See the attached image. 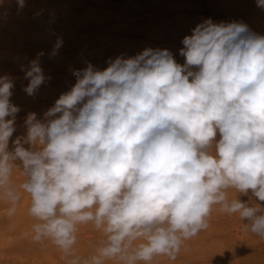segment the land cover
Returning <instances> with one entry per match:
<instances>
[{"label":"clouds","instance_id":"obj_1","mask_svg":"<svg viewBox=\"0 0 264 264\" xmlns=\"http://www.w3.org/2000/svg\"><path fill=\"white\" fill-rule=\"evenodd\" d=\"M182 44V65L148 47L103 70H73L75 84L43 120L27 115L12 151L20 108L10 102L14 82L0 76V201L12 216L27 194L33 239L50 240L68 264L175 260L217 205L264 239V208L228 195L264 201V36L242 21L207 19ZM61 45L58 38L51 55ZM43 55L21 65L29 96L50 79ZM89 224L104 238L82 259L74 246Z\"/></svg>","mask_w":264,"mask_h":264},{"label":"rangeland","instance_id":"obj_2","mask_svg":"<svg viewBox=\"0 0 264 264\" xmlns=\"http://www.w3.org/2000/svg\"><path fill=\"white\" fill-rule=\"evenodd\" d=\"M2 1V2H1ZM7 1V2H6ZM26 1H28V2H26ZM25 1V6L23 7V8H21V7H19L18 5H16V4H18L17 3V0H0V7L2 8L1 10H0V15L2 16H0V21H1V23H3V25L0 23V69H2V70H0V76H5V75H7L10 79H16V80H13V82H14V87L11 89L12 90V94H13V97L11 96L10 97V102L12 103V104H15L16 106H18L19 107V105H21L20 107H22V109H21V112L19 111L17 114H16V118H17V116H18V118H17V120L15 121V127L16 126H18L19 125V127H16V131H18L17 133H16V131L13 133V135H12V137L9 139V148H8V150L9 151H12L13 149V144H12V141L13 140H15L16 139V136L18 135V134H20V135H18V136H23V135H26V133H24L26 130V127L24 128V127H22V126H25L24 125V120L26 119V117H27V115L29 114V112L31 113V112H35L36 114H37V117H38V119H41V120H43L44 119V114L43 113H45L49 108H51L53 105H54V101H56L58 98H59V96L63 93V92H66V91H68L72 86H73V84L76 82L75 80H76V78H75V76L72 74L73 72H70V70L71 71H73V70H79V69H83V68H85L89 63H91L92 65H94L96 68H98V69H100V70H103V67L105 66V68L108 66V63L106 62V60L107 61H109V59L111 58V60H113L112 59V57L114 58V60H115V58H117V56L119 57V56H123L124 58H128V57H133V56H135L136 54H138V53H140L141 51H139V50H144V48H148V46H150L151 48H160V49H168L172 54H173V57H174V59L176 60L177 58V63H179V64H181L182 65V63L183 62H185V58L183 57V56H181L180 55V53H179V50L183 47V44H182V39L184 38V36H186V35H191V30L193 29V28H195L196 26L195 25H192V24H198L199 22L200 23H202L205 19L207 20V19H211L214 23H217V21L218 20H220V21H223V22H227V20H228V22H232V21H242V22H244V23H246L248 26H249V28H250V30H254L253 31V33H255V34H257V33H260V34H258V35H262V36H264V34H262V33H264V15L263 16H261V14H263L264 13V9H262V8H260V7H258L257 6V3H256V0H248V2H247V0H243V2H242V0H239L240 2L239 3H237L238 2V0H226V2L227 3H223L222 1H220V0H185V1H183V0H173V1H169V0H100L99 1V3L102 1V3H98L97 4V2H98V0H78L79 2H77L76 0H26ZM82 1H84V2H86V3H84V2H82ZM119 1V2H118ZM121 1V2H120ZM126 1H127V3L129 4L128 5V7H127V4H126ZM136 1V2H135ZM177 1H179V3L177 2ZM191 1V2H190ZM200 1V2H199ZM208 1H210V2H208ZM223 1H225V0H223ZM230 1V2H229ZM244 1H245V3H244ZM251 1V2H250ZM3 2H4V4H3ZM6 2V3H5ZM31 2V3H30ZM106 2H108L107 4H106ZM117 4V6H116V4ZM118 2V3H117ZM141 2V3H140ZM143 2V3H142ZM165 2V3H164ZM180 2H182V3H180ZM186 2H188V3H186ZM193 2V3H192ZM60 3V4H59ZM62 3H64V4H62ZM80 3V4H79ZM105 3V4H104ZM132 3H134V4H132ZM185 3V4H184ZM191 3L193 4V5H191ZM195 3V4H194ZM244 3V4H243ZM5 4H7V6L5 5ZM29 4H31V5H29ZM41 4V5H40ZM46 4H48V5H46ZM52 5V6H50V5ZM95 4H96V6H95ZM104 4V5H103ZM114 4V5H113ZM122 6H121V5ZM126 4V5H125ZM140 4H142L143 5V8L142 9H144V11L143 10H141L140 9ZM164 4V5H163ZM220 4H222V5H220ZM231 4V5H230ZM242 4V5H241ZM4 5V6H3ZM11 5H12V7H11ZM35 5H36V7H35ZM43 5H45L46 7H44V8H47L46 9V11L43 9ZM99 5H101V6H99ZM111 5V6H110ZM123 5H124V7L125 8H122L123 7ZM141 5V6H142ZM230 5V6H229ZM255 5V6H254ZM3 6V7H2ZM15 6H17V7H15ZM27 6V7H26ZM78 8H77V7ZM79 6H81V7H79ZM99 6V7H98ZM134 6V7H133ZM166 7V9H165V7ZM249 6H251V7H249ZM252 6H254V7H252ZM260 9H258L257 7ZM16 8V9H14V8ZM27 9H26V8ZM39 7H41V8H39ZM75 9H74V8ZM83 7V8H82ZM86 7H87V9H86ZM106 7V8H105ZM121 7V8H120ZM169 7V8H168ZM10 8H13V9H11L10 10ZM35 8V9H34ZM52 10H51V9ZM62 8H64V10H67V11H63V9ZM71 8V9H70ZM115 8H117V9H115V11H114V9ZM159 8V9H158ZM168 8V9H167ZM242 8V9H241ZM5 10V11H2V10ZM20 9H23V10H20ZM36 9H38V10H40V11H38V10H36ZM42 9V10H41ZM81 9V10H80ZM83 9V10H82ZM85 9V10H84ZM100 9H101V11H100ZM149 9H151V10H149ZM164 9H165V11H164ZM247 9H249V11H247ZM250 9H251V11H250ZM14 10L16 11V13L14 12ZM25 10V11H24ZM80 10V11H79ZM110 10H111V12H110ZM197 10H199L198 12H197ZM256 10H258V13H257V11ZM20 11V12H19ZM34 11V12H33ZM46 13H45V12ZM62 11H63V15L61 14L62 13ZM71 11L73 12V14L71 13ZM93 11V12H92ZM107 11H109L110 12V14H109V12H107ZM126 11V12H125ZM128 11V12H127ZM141 11H143V12H141ZM147 11V12H146ZM170 11V12H169ZM184 11V12H183ZM240 12V14L238 13V12ZM246 11V12H245ZM262 11V12H261ZM4 12L6 13L5 15H4ZM7 12L8 13H10V14H7ZM48 12H51V13H48ZM54 12V13H53ZM85 12V13H84ZM86 12H87V15H85L86 14ZM102 14H101V13ZM103 12H105L104 14H103ZM118 14H117V13ZM124 13V17H123V15L121 14V13ZM140 12V13H139ZM157 12V13H156ZM167 12H169V14L167 13ZM174 12H176V13H174ZM210 12V13H209ZM237 12V13H236ZM244 12V13H243ZM248 12V13H247ZM21 13V14H20ZM26 13H27V15H26ZM32 13L34 14L33 16L35 17H33V16H31L32 15ZM35 13H36V15H35ZM72 15H71V14ZM127 13V14H126ZM135 13V15H133ZM138 13V14H137ZM152 15H151V14ZM165 13V14H164ZM205 13V14H204ZM211 13H212V15H211ZM233 13V14H232ZM16 14V15H15ZM22 14H24V15H22ZM51 14L52 15H54V17H52L51 16ZM68 14V15H67ZM77 14V15H76ZM80 16H79V15ZM96 14H98V15H96ZM117 14V15H116ZM164 14V15H163ZM216 14V15H215ZM219 14H221V15H219ZM226 14V15H225ZM251 14V15H250ZM256 14V15H255ZM19 15H20V17H19ZM22 15V16H21ZM28 15H29V17H28ZM41 15H43L42 17H41V19L42 20H40V21H38L39 20V18H40V16ZM66 16V18H67V20H66V18H64L63 16ZM70 15V16H69ZM97 16V18H95V16ZM99 15H101V17L99 16ZM108 15V16H107ZM126 15V16H125ZM129 15H131V16H129ZM143 15V16H142ZM177 15H183L184 16V18H188L189 17V19L187 20V19H184V18H182V17H179V16H177ZM199 16V18L198 17H196V16ZM201 15H202V18H201ZM203 15H206L205 17L203 16ZM220 17H219V16ZM228 15V16H227ZM248 15V16H247ZM16 16V17H15ZM38 18H37V17ZM44 16H45V18H44ZM49 16V17H48ZM88 16H90L89 18H91V19H88V18H86V17H88ZM114 16V17H113ZM122 16V17H121ZM137 16H139L138 18H137ZM150 16H152L151 18H150ZM154 16V17H153ZM160 16H162V17H160ZM175 16V17H174ZM209 16V17H208ZM254 16H255V18H257L258 19V17L260 18L259 20H258V22H256V20L254 19ZM11 18L12 17V19H4V18ZM52 17V18H51ZM74 17V18H73ZM113 17V18H112ZM127 17V18H126ZM148 17V18H147ZM222 17H224V18H222ZM245 17V18H244ZM29 18V19H28ZM33 18V19H32ZM51 18V19H50ZM55 18V19H54ZM66 20L65 21V23H64V20ZM71 18H73V19H71ZM83 18V19H82ZM124 18H126L125 20H124ZM205 18V19H204ZM233 18H235V19H233ZM15 19V20H14ZM22 19L24 20V21H22ZM32 19V21H29V20H31ZM38 19V20H37ZM52 19L53 20H56V21H54V22H52ZM94 19H96V20H94ZM191 19L193 20L192 22H190L191 21ZM233 19V20H232ZM237 19H239V20H237ZM242 19V20H241ZM35 20V21H34ZM51 20V21H50ZM94 20V21H93ZM120 20V21H119ZM164 20L167 22V24L166 23H164ZM185 20H187V21H189V23L191 24V25H187L188 24V22L187 21H185ZM243 20H245V21H243ZM262 20V22H260ZM18 21V22H17ZM42 21H43V23H42ZM49 21V22H48ZM111 21H114V22H110V24H109V22ZM186 23H185V22ZM198 23H197V22ZM219 21V22H220ZM258 24H256L255 25V22ZM30 22V23H29ZM36 22V23H35ZM49 24H48V23ZM116 22V23H115ZM124 22V23H123ZM135 22V23H134ZM136 22H141V23H136ZM150 22V23H149ZM156 22V23H155ZM162 22H163V24H162ZM28 23V24H27ZM40 23V24H39ZM46 23V24H45ZM52 23V24H51ZM54 23V24H53ZM64 23V24H63ZM75 23H77V24H82V25H77V26H79V27H76L75 26ZM85 23H86V28H84V29H81V28H83L84 27V25H85ZM100 23H102V24H100ZM127 23H128V25H129V23H130V25L128 26L127 25ZM131 23H132V25H131ZM151 23H153V25H156V26H158V27H152L153 25L151 24ZM159 23V25H160V27H159V25H157ZM161 23V24H160ZM260 23V24H259ZM13 24V26L11 27V25ZM24 24H25V26H24ZM36 24H39V25H36ZM42 24H44L43 25V27H42ZM74 24V25H73ZM92 24V25H91ZM120 24V26H118ZM121 24L124 26H121ZM143 24H147L145 27H144V25ZM149 24V25H148ZM186 24V25H185ZM261 24H262V26H261ZM15 25V26H14ZM27 25V26H26ZM58 25V27L56 28V26ZM64 25V26H63ZM73 25V26H72ZM98 25H99V28L100 27H102V28H98ZM110 25V26H109ZM114 25H116V27H119V28H114L115 26ZM133 25H138L136 28H138V29H135V26H133ZM150 25H152V26H150ZM8 26V27H7ZM43 28H41V27ZM52 26V27H51ZM67 26H68V28H67ZM80 26H82V27H80ZM112 26H113V30H112ZM128 26V27H127ZM133 27V29H132V27ZM13 27H15V29L13 28ZM17 27V28H16ZM35 27H36V29H35ZM94 27H97V28H94ZM150 27V28H149ZM176 27V28H175ZM2 28V29H1ZM4 28H6V29H4ZM30 28H32V29H30ZM60 30H59V29ZM72 28V29H71ZM77 28H79V29H81V30H79V29H77ZM94 28V29H93ZM110 28H111V30H110ZM121 28V29H120ZM18 29V30H17ZM22 29H24L23 31H22ZM47 29V30H46ZM118 29V31H115V30H117ZM123 29V30H122ZM126 31H125V30ZM31 30V31H30ZM64 30V31H63ZM76 31V30H78V31H82V30H85V32L84 31H82V32H84V33H78V31H76V33L74 32V31ZM89 30V31H88ZM119 30H121V31H123V33L121 32V31H119ZM17 31V32H16ZM24 31H26V32H24ZM32 31H34V32H32ZM43 31H45V32H43ZM60 31H63V33H61ZM68 33H67V32ZM70 31V32H69ZM101 31V32H100ZM106 31V32H105ZM113 31L114 32H118V33H114L113 34ZM179 31H180V33H179ZM28 32V33H27ZM108 32H110V33H108ZM119 32H121V33H119ZM131 33L130 35L129 34H127V33ZM178 32V33H177ZM19 36V34L18 33H20L21 34V36L20 37H22L23 35V38H19V37H17V35ZM23 33V34H22ZM42 33V35H40ZM70 33V34H69ZM88 33V34H87ZM108 33V34H107ZM134 33H136V34H138V35H136V34H134ZM9 34H14V36L12 35L11 37H10V35ZM25 34H27V36L25 35ZM38 34V35H37ZM50 34V35H49ZM73 34H77L78 36H80V35H82V36H84V37H82V36H80L81 38L79 39L78 37H75ZM84 34V35H83ZM89 34H91V35H89ZM107 34V35H106ZM121 34V35H120ZM125 34V35H124ZM139 34H141V35H139ZM31 35H33V36H31ZM43 35H45V36H43ZM74 36L75 37V40H74V37L72 38V37H70V36ZM95 35V36H94ZM119 35V36H118ZM148 35V37L146 38V36ZM31 36V37H30ZM53 36V37H52ZM87 36V37H86ZM94 36V37H93ZM101 36H102V40L100 39L101 38ZM107 36V37H106ZM144 36V37H143ZM150 36V37H149ZM33 37V38H32ZM47 37H49V38H47ZM93 37V38H92ZM116 38L117 37V39H114V38ZM129 37V38H128ZM180 37H182V38H180ZM7 38H9V39H7ZM26 40H25V39ZM31 38V39H30ZM44 38V39H43ZM47 38V39H46ZM58 38H60V39H62V42L64 43V44H62L61 46H60V48L58 49V51H57V54L56 55H51V53H52V51H53V47H54V45H55V41H57V39ZM78 38V39H77ZM91 38V39H90ZM103 38H104V40H103ZM109 38V39H108ZM151 38V39H150ZM15 39H17L16 41H15ZM20 39V40H19ZM42 39H43V41H45L44 42V46H42V43H43V41H42ZM106 39V40H105ZM108 39V40H107ZM142 41H141V40ZM144 39V40H143ZM153 39H155V40H153ZM176 39V40H175ZM180 41H179V40ZM13 40V42H11ZM67 40H70L71 42H69V41H67ZM72 40H74V41H72ZM113 40V41H112ZM137 40V41H136ZM146 40V41H145ZM173 40V41H172ZM10 41V42H9ZM21 42V43H18V42ZM28 41V42H27ZM31 43H30V42ZM39 43H38V42ZM91 41H93V42H91ZM100 43H99V42ZM106 41V42H105ZM107 41H110V42H107ZM130 41V42H129ZM157 41V42H156ZM159 41V42H158ZM164 41V42H163ZM167 41H169V42H167ZM6 42V43H5ZM32 42H36V43H32ZM50 42V43H49ZM52 42V43H51ZM65 42H69L68 44L67 43H65ZM75 42V43H74ZM79 42V43H78ZM95 42V43H94ZM102 42H105V43H102ZM113 42H115V43H113ZM117 42V43H116ZM121 42V43H120ZM132 42V43H131ZM135 42H139L138 43V45H140L139 46V48H137L136 47V49L135 48H133V46H137V45H135V44H133V43H135ZM142 42V43H141ZM156 42V43H155ZM173 42H176V43H173ZM4 43V44H3ZM11 43H12V45H11ZM13 43H14V46H13ZM74 43V44H73ZM111 43V44H110ZM128 43V44H127ZM159 45H158V44ZM168 43V44H167ZM6 44L7 45H9V46H6ZM18 44H20V45H18ZM32 44H33V46H32ZM41 44V45H40ZM53 44V45H52ZM114 44H116V46L114 45ZM119 44V46L117 47V45ZM125 44H127L126 45V47H128V45H132L133 44V46L128 50V49H126L125 48ZM163 44V45H162ZM175 44V45H174ZM177 44V45H176ZM2 45V46H1ZM24 47H23V46ZM4 46V47H3ZM22 46V47H21ZM27 46V47H26ZM64 46H66L65 47V49H63V47ZM93 46H95V48H93ZM162 46V47H161ZM3 47V48H2ZM11 47V48H10ZM14 47V48H13ZM92 47V48H91ZM97 47V48H96ZM180 47V48H179ZM41 48H44V49H42L41 50ZM78 48V49H77ZM89 48V49H88ZM119 48V49H118ZM46 49V50H45ZM74 49H76V50H74ZM86 49H88V50H86ZM91 49L93 50V52L91 51ZM112 49H113V51H112ZM117 51H115V50ZM126 49V50H125ZM9 51V52H6V51ZM44 50V51H43ZM68 50V51H67ZM85 50V52H83ZM96 50V51H95ZM119 50H121V51H119ZM41 51H43L44 53H47L46 55L47 56H42V57H40V65L45 61L46 62V64H43L42 66H41V68H42V71H43V73L44 74H46L45 76L46 77H50V79H46L47 80V83H46V81H45V83L44 84H42L40 87L41 88H39V90L35 93V95H33V96H30L31 98L33 97L34 98V100H35V102H33L34 100H32L30 97H28L29 95L26 93V92H24V90H23V88H25L26 86H27V84H28V82L29 81H26L27 79H24V72L23 71H20V74H19V72L18 73H15V71H19V68H20V70H21V63H22V65H24V66H28L27 64L29 63V61H31V60H33V59H35L36 58V56H37V53H39V52H41ZM65 51H66V53H65ZM71 51V52H70ZM72 51H75L76 52V55H75V52L74 53H72ZM77 51H79L78 53H77ZM82 51V52H81ZM91 53H90V52ZM137 51H139V52H137ZM81 52V53H80ZM103 52V53H102ZM114 52H116L117 54V56L115 57V55L113 54ZM131 52V53H130ZM15 53V54H14ZM19 53V54H18ZM50 54V55H49ZM68 54V55H67ZM71 54V55H70ZM86 54H89V55H87V57H86ZM6 55H8V56H6ZM14 56V59H13V57L12 56ZM64 55H67V56H69V57H67V56H64ZM75 55V57H71V56H74ZM84 55H85V57H84ZM91 55H93L92 57H91ZM6 57V59H5V57ZM89 56V57H88ZM98 56V57H97ZM99 56L101 57L100 59H102V62H101V60H99L98 58H99ZM46 57V59H44ZM65 57V58H64ZM70 57H71V59H70ZM85 59H84V58ZM91 57V58H90ZM95 57V58H94ZM8 58V59H7ZM9 58H11V59H9ZM50 58V60H47V59H49ZM67 58V59H66ZM95 59V60H93L94 62H92V60L91 59ZM105 58H109V59H105ZM19 59H21V60H19ZM55 59H56V61H57V63L55 62ZM76 61V60H78L77 62H75V63H73L74 61ZM86 59L88 60V61H86ZM103 59H105V60H103ZM15 60H17V62L18 61H20V66L18 67V66H16L17 65V63H16V61ZM26 60V61H25ZM14 61H15V63H14ZM22 61V62H21ZM24 61H25V63H24ZM63 61V62H62ZM67 63H66V62ZM81 61H82V63H81ZM86 61V62H85ZM50 62L51 63H53V64H55L54 65V67H51V64H50ZM65 62V64H63ZM96 62H100L101 64H104V65H101L100 63L98 64V63H96ZM182 62V63H181ZM24 63V64H23ZM78 63H80L79 65H80V67L78 66V65H76V64H78ZM85 63H87V64H85ZM59 64V65H58ZM71 64H72V66H71ZM46 65V66H45ZM48 65H50V66H48ZM58 65V67H56V70L54 69L55 68V66H57ZM69 65V66H68ZM60 66V67H59ZM62 66H65L64 68H62L63 69V73H62V69H59V68H61ZM68 66V67H67ZM85 66V67H84ZM102 67V69L101 68H99V67ZM14 67V68H13ZM67 67V68H66ZM71 67H73V68H71ZM58 68V69H57ZM12 69H13V71H12ZM48 69V70H47ZM49 69H51V70H49ZM55 70V72H54V70ZM66 69H67V71H66ZM53 70V71H52ZM59 70H61V71H59ZM3 72V74H1L2 72ZM47 71L49 72V71H51V73L53 72V74H51L50 72L49 73H47ZM59 71V72H58ZM68 73H66V72ZM57 72V73H56ZM71 73V75H70V73ZM10 73V74H9ZM55 74H57L58 75V78L60 77V78H63V79H58L57 77H55V76H57V75H55ZM62 75H66V78L65 77H61ZM68 75H69V78H67L68 77ZM12 76L13 77H15V78H12ZM72 76V77H71ZM18 77H20V78H18ZM53 77V78H52ZM56 79H58V81L55 80ZM17 80H19L20 82H18ZM50 80H54V81H50ZM70 80H72L71 82H67V81H70ZM49 81V82H48ZM73 81H75L74 83H73ZM60 83V85H59V83ZM67 82V83H66ZM49 83V86L51 87V89H53V90H49L50 89V87H48L49 89H45V88H47V87H45L47 84ZM56 83H58V84H56ZM61 83H62V85H63V87L61 86ZM70 84V86H69V84ZM71 83H73L72 85H71ZM68 84V85H67ZM20 85H21V88H20ZM68 87H67V86ZM15 86H17V87H15ZM56 87V88H55ZM59 87V88H58ZM14 88H17L16 89V92H15V89ZM20 88V89H19ZM42 88H44V89H42ZM65 88V89H64ZM19 89V91H17ZM60 89V92L58 91ZM43 91V92H42ZM48 91V92H47ZM19 92V93H18ZM44 94V95H42V93ZM18 94H21V96H18ZM25 95V96H27V97H25V96H23V95ZM49 94H50V96H49ZM52 95H54L53 97H52ZM59 95V96H58ZM43 96H46V97H43ZM55 96H56V98H57V96H58V98L55 100ZM15 97H16V99H15ZM24 97V98H23ZM23 98V99H22ZM37 100H36V99ZM52 98H53V101H52ZM47 99H49L50 101L49 102H46V101H48ZM14 100V101H13ZM31 100V101H30ZM40 100V101H39ZM20 101V102H19ZM39 101V102H38ZM41 101H43V102H41ZM51 101H52V104L53 105H51L50 103H51ZM17 102H18V105H17ZM28 102V103H27ZM32 102V104L31 105H33V106H31L30 105V103ZM46 102V103H45ZM19 103H21V104H19ZM23 103V104H22ZM25 103H27V105H24ZM34 103H35V105H38V107L37 106H34ZM49 103V104H48ZM42 107H40V106ZM51 105V106H50ZM45 106V107H44ZM30 107V108H29ZM37 107V108H36ZM40 107V108H39ZM48 107V108H47ZM26 108H29L28 110L26 109ZM26 109V110H25ZM22 110H24L23 112H22ZM35 110V111H34ZM29 111V112H28ZM41 115V116H40ZM21 116V117H20ZM23 117V118H22ZM25 117V118H24ZM6 119H10V117H6ZM23 120V122H22V120ZM21 121V122H20ZM20 122V123H19ZM21 124V125H20ZM20 127H22V128H24V129H22V128H20ZM22 130V131H21ZM20 132V133H19ZM21 133H24V134H21ZM14 135H16V136H14ZM217 138H219V134H217ZM12 140V141H11ZM25 146V148H28L29 146H27V145H24ZM27 146V147H26ZM11 148V149H10ZM21 170L18 168V167H14V169H13V174L15 173V172H17V173H15L14 175H13V180H14V182L18 185L20 182H22L23 181V174H21L22 172H20ZM19 172V173H18ZM228 195H229V199H233V198H236L237 196H238V198L242 201V202H244V203H247V204H249V206H251L252 204H258L261 208H264V201H259L256 197H254L253 195H252V193L251 192H249L247 195H243V194H238L235 190H229V193H228ZM23 198H24V195L22 196V198H21V201L23 200ZM28 200H29V198H28ZM4 208H2V209H0V212H2V210H3ZM217 210H219V211H217ZM224 214H228V215H226V216H224ZM3 215V216H2ZM5 214H0V224H2V225H5V222H6V216H4ZM232 214H229V213H226V212H222V211H220V208H219V206L217 205V206H214L213 207V209H212V212H211V214H210V216H209V218H208V228L207 229H205V230H202V231H200L196 236H194V237H192V238H190V239H187V240H185L184 242H183V244H182V246H181V249H180V253L179 254H181V256L180 257H178V255H177V257H176V259L175 260H171V259H169L168 257H166V256H163V258H162V256H160V257H155L154 259H153V262H151V264H264V239H262L261 237H259V236H257V235H255V234H253L251 231H250V228H248V227H246L245 225H243V223L244 224H246V223H248V221L247 220H244V222L240 219V217H239V215L238 214H236V215H232ZM217 216H219V217H217ZM228 216V217H227ZM236 217V219L234 220V218ZM5 217V218H4ZM225 217H227V218H225ZM232 219H231V218ZM238 217V218H237ZM30 220H33V218H31ZM233 220V221H232ZM235 221V222H234ZM242 221V222H241ZM3 222V223H2ZM35 221L33 220L32 221V224L34 223ZM246 222V223H245ZM32 224H31V228H32ZM232 224V225H231ZM243 225V226H245V228L242 226V227H239V226H241V225ZM218 225V226H217ZM220 225V226H219ZM239 227V228H235V227H237V226ZM92 225H82V226H79V228H78V234H77V240H79V237H80V241H77V243H76V247L74 248V251L76 252V255L77 256H79V257H81L82 259L85 257V258H88V257H90L91 256V254L93 253L94 254V251H95V248L99 245V243L103 240V233L101 232V231H99V230H96L93 226L91 227ZM235 226V227H234ZM91 227V228H90ZM88 228H89V230H88ZM81 229H83V230H81ZM87 229V230H86ZM93 229V230H92ZM80 230V231H79ZM238 230H240V232L238 231ZM32 231V230H31ZM95 233H94V232ZM248 231V232H247ZM86 232H88V233H86ZM243 232H245V233H243ZM235 233L236 234H239V235H235ZM84 234V235H83ZM94 234V235H93ZM98 234H100V235H98ZM246 234V235H245ZM98 235V236H97ZM233 235H235V236H233ZM240 235H242V236H240ZM245 235V236H244ZM87 236V240L85 239V237ZM93 236V237H92ZM97 238H100L101 239V241H100V239H98V241L96 240V241H94L95 240V238L96 237ZM240 236V237H239ZM247 236H248V238H247ZM197 237V238H196ZM220 237V238H219ZM224 237V238H223ZM234 237H236V238H234ZM238 237V238H237ZM244 237V238H243ZM20 239H17L16 240V244H19V245H21V244H26V245H28V246H30V245H33L32 243H31V241L29 240V238L28 237H26V236H22V237H19ZM216 238H219V239H216ZM247 238V239H246ZM82 239L84 240V241H82ZM91 239H93V240H91ZM232 239V240H231ZM86 240V241H85ZM215 240V241H214ZM237 240V241H236ZM252 240H255L256 242H252ZM95 243H97V244H94V242ZM214 241V242H213ZM222 241V242H221ZM89 242V243H88ZM195 242H196V244H195ZM221 244H220V243ZM82 243V244H81ZM86 243V244H85ZM203 243V244H202ZM47 244H48V247L47 246H41V248L39 247V246H37V247H34V246H31V247H28L27 248V251L28 252H25V251H23V250H21V249H18L17 250V252H22L25 256H27L28 254H29V261H24L25 263L24 264H28V262H31V263H34L33 261L34 260H38V261H40V260H43L42 259V257H40V256H43L44 254H42V252L43 253H45V250H47L48 248H49V245H50V247H51V250H50V256H51V258H50V260H44V261H42L40 264H49V262H50V264H59V263H61V264H68V259H70V258H65L64 257V254H62L61 253V251L60 250H57L58 248L57 247H53L52 248V246L54 245L53 243H51V241L50 240H47ZM52 244V245H51ZM81 244V246H79ZM192 244H194V245H192ZM203 246H202V245ZM211 244H212V246H211ZM216 244H217V246H216ZM220 244V246H218ZM224 244V245H223ZM241 244V245H240ZM90 245V246H89ZM187 245V246H186ZM190 247H189V246ZM205 245H206V247H205ZM208 245H210V246H208ZM223 245V246H222ZM84 246V249H86V251L84 252V251H82L83 249H82V247ZM45 247V248H44ZM47 247V248H46ZM78 247H80L79 249H78ZM90 247V248H89ZM209 247V248H208ZM210 247H212L211 249H210ZM183 248V249H182ZM214 248H216V249H214ZM223 248V249H222ZM30 249V250H29ZM50 249V248H49ZM91 251H90V250ZM185 249V250H184ZM187 249V250H186ZM35 250L37 251V252H35ZM77 250H78V253H77ZM79 250H81V252L79 251ZM182 250V251H181ZM183 250H184V252H183ZM189 250V251H188ZM197 250H198V252H197ZM13 246L12 245H10V246H6L5 245V247H4V249L3 250H1L0 249V260H1V262L3 263V264H9V262H11L12 261V257H13ZM33 251V252H32ZM38 251H40V252H38ZM54 251V252H53ZM188 251V252H187ZM193 251V252H192ZM194 251H195V253H194ZM30 252V253H29ZM53 252V253H52ZM92 252V253H91ZM254 252V253H253ZM222 253H224V254H222ZM40 254H42V255H40ZM54 254V255H53ZM61 256H60V255ZM184 254L186 255V257H184ZM191 254V257L194 255V257L193 258H191V257H189L188 255H190ZM2 255V256H1ZM30 255H32V256H30ZM60 257H59V256ZM182 255H183V258H181L182 257ZM239 255V256H238ZM35 256V257H34ZM63 256V257H62ZM243 256H245V257H243ZM6 257H8V258H6ZM10 257V258H9ZM30 257H32V259H30ZM46 257V256H45ZM53 257V258H52ZM242 257V258H241ZM56 258V259H55ZM169 260H168V259ZM180 258V259H179ZM186 258V259H185ZM188 258H189V261H187L188 260ZM198 258V259H197ZM229 258V259H228ZM231 258V259H230ZM238 258H240V260L238 259ZM4 259V260H3ZM159 259H160V261H159ZM178 259V260H177ZM218 259H220V260H218ZM233 259L235 260V262L233 261ZM33 260V261H32ZM57 260H58V262H57ZM60 260V261H59ZM67 260V261H66ZM167 260H168V262H167ZM183 260H184V262H183ZM224 262H223V261ZM230 260H232L231 262H229ZM239 260V261H238ZM9 261V262H8ZM65 261V262H64ZM187 261V262H186ZM227 261V262H226ZM0 262V264H2ZM4 262H6V263H4ZM64 262V263H63ZM215 262H217V263H215ZM219 262H222V263H219ZM226 262V263H225ZM229 262V263H228ZM30 263V264H31ZM115 264V263H118V264H120V262L119 261H116V260H110V261H106V264ZM34 264H36V263H34ZM138 264H143V262L141 263V262H138Z\"/></svg>","mask_w":264,"mask_h":264},{"label":"bare ground","instance_id":"obj_3","mask_svg":"<svg viewBox=\"0 0 264 264\" xmlns=\"http://www.w3.org/2000/svg\"><path fill=\"white\" fill-rule=\"evenodd\" d=\"M4 1H5V0H4ZM25 1H26V0H25ZM59 1H60V0H59ZM65 1H66V0H65ZM76 1L79 2L78 0H76ZM84 1H85V0H84ZM84 1H82V2H84ZM86 1H87V0H86ZM99 1H100V0H98L97 4L99 3ZM105 1H106V0H105ZM127 1H128V0H127ZM127 1H126V4H127V7H128L129 4L127 3ZM129 1H130V0H129ZM149 1H150V0H149ZM169 1H173V0H169ZM183 1H185V0H183ZM197 1H198V0H197ZM206 1H207V0H206ZM212 1H213V0H212ZM214 1H215V0H214ZM214 1H213V2H214ZM220 1H222L223 3H227V2H228V1L226 2V0H225V1L220 0ZM231 1H232V0H231ZM1 2H2V1H1ZM6 2H7V1H6ZM6 2H5V3H6ZM26 2H28V1H26ZM118 2H119V1H118ZM118 2H117V3H118ZM120 2H121V1H120ZM135 2H136V1H135ZM177 2L179 3V1H177ZM190 2H191V1H190ZM199 2H200V1H199ZM208 2H210V1H208ZM229 2H230V1H229ZM239 2H240V1L238 0L237 3H239ZM242 2H243V0H242ZM247 2H248V0H247ZM250 2H251V1H250ZM30 3H31V2H30ZM84 3H86V2H84ZM100 3H102V1H101ZM100 3H99V4H100ZM107 3H108V2H106V4H107ZM114 3H115V2H114ZM140 3H141V2H140ZM142 3H143V2H142ZM164 3H165V2H164ZM180 3H182V2H180ZM186 3H188V2H186ZM192 3H193V2H192ZM192 3H191V5H193ZM210 3H211V2H210ZM244 3H245V1H244ZM244 3H243V4H244ZM1 4H2V3H1ZM1 4H0V5H1ZM3 4H4V2H3ZM59 4H60V3H59ZM62 4H64V3H62ZM79 4H80V3H79ZM104 4H105V3H104ZM104 4H103V5H104ZM115 4H116V3H115ZM126 4H125V5H126ZM132 4H134V3H132ZM184 4H185V3H184ZM194 4H195V3H194ZM5 5L7 6V4H5ZM16 5H18V4H16ZM29 5H31V4H29ZM40 5H41V4H40ZM46 5H48V4H46ZM49 5H50V4H49ZM113 5H114V4H113ZM120 5H121V4H120ZM141 5H142V4H140V9L144 11V9H142V8H143V5H142V6H141ZM163 5H164V4H163ZM220 5H222V4H220ZM230 5H231V4H230ZM230 5H229V6H230ZM241 5H242V4H241ZM3 6H4V5H3ZM3 6H2V7H3ZM50 6H52V5H50ZM95 6H96V4H95ZM99 6H101V5H99ZM99 6H98V7H99ZM110 6H111V5H110ZM116 6H117V4H116ZM118 6H119V5H118ZM118 6H117V7H118ZM121 6H122V5H121ZM254 6H255V5H254ZM254 6H252V7H254ZM11 7H12V5H11ZM15 7H17V6H15ZM26 7H27V6H26ZM26 7H25V8H26ZM35 7H36V5H35ZM44 7H46V6L43 5V9L46 11V9H47L48 7H47V8H44ZM76 7H77V6H76ZM79 7H81V6H79ZM133 7H134V6H133ZM164 7H165V6H164ZM166 7H167V6H166ZM166 7H165V9H166ZM249 7H251V6H249ZM256 7H257V6H256ZM13 8H14V7H13ZM13 8H10V10L13 9ZM17 8H18V7H17ZM39 8H41V7H39ZM73 8H74V7H73ZM77 8H78V7H77ZM82 8H83V7H82ZM105 8H106V7H105ZM120 8H121V7H120ZM122 8H125L124 5H123ZM168 8H169V7H168ZM168 8H167V9H168ZM257 8H258V7H257ZM1 9H2V8L0 7V10H1ZM14 9H16V8H14ZM26 9H27V8H26ZM34 9H35V8H34ZM48 9H49V8H48ZM48 9H47V10H48ZM50 9H51V8H50ZM62 9H63V11H67V10H64V8H62ZM70 9H71V8H70ZM74 9H75V8H74ZM86 9H87V7H86ZM113 9H114V8H113ZM115 9H117V8H115ZM115 9H114V11H115ZM158 9H159V8H158ZM165 9H164V11H165ZM241 9H242V8H241ZM258 9H259V8H258ZM5 10H6V9H5ZM5 10L3 9L2 11H5ZM20 10H23V9H20ZM36 10H38V9H36ZM41 10H42V9H41ZM51 10H52V9H51ZM80 10H81V9H80ZM80 10H79V11H80ZM82 10H83V9H82ZM84 10H85V9H84ZM149 10H151V9H149ZM259 10H260V9H259ZM24 11H25V10H24ZM38 11H40V10H38ZM45 11H44V12H45ZM63 11H62V13H61L62 15H63ZM100 11H101V9H100ZM143 11H141V12H143ZM166 11H167V10H166ZM166 11H165V12H166ZM198 11H199V10H197V12H198ZM247 11H249V9H247ZM250 11H251V9H250ZM256 11H257V13H258V10H256ZM14 12L16 13L15 10H14ZM19 12H20V11H19ZM33 12H34V11H33ZM46 12H47V11H46ZM46 12H45V13H46ZM92 12H93V11H92ZM107 12H109V11H107ZM110 12H111V10H110ZM110 12H109V14H110ZM125 12H126V11H125ZM127 12H128V11H127ZM146 12H147V11H146ZM169 12H170V11H169ZM169 12H167V13L169 14ZM183 12H184V11H183ZM199 12H200V11H199ZM237 12H238V11H237ZM237 12H236V13H237ZM245 12H246V11H245ZM261 12H262V11H261ZM48 13H51V12H48ZM53 13H54V12H53ZM71 13L73 14L72 11H71ZM71 13H70V14H71ZM84 13H85V12H84ZM100 13H101V12H100ZM104 13H105V12H103V14H104ZM116 13H117V12H116ZM139 13H140V12H139ZM156 13H157V12H156ZM174 13H176V12H174ZM200 13H201V12H200ZM209 13H210V12H209ZM238 13L240 14V12H238ZM243 13H244V12H243ZM247 13H248V12H247ZM5 14H6V13L4 12V15H5ZM7 14H10V13L7 12ZM20 14H21V13H20ZM72 14H71V15H72ZM101 14H102V13H101ZM105 14H106V13H105ZM117 14H118V13H117ZM117 14H116V15H117ZM121 14H122L123 17H124V13L122 12ZM126 14H127V13H126ZM137 14H138V13H137ZM150 14H151V13H150ZM164 14H165V13H164ZM164 14H163V15H164ZM204 14H205V13H204ZM232 14H233V13H232ZM15 15H16V14H15ZM22 15H24V14H22ZM22 15H21V16H22ZM26 15H27V13H26ZM33 15H34V14L32 13L31 16H33ZM35 15H36V13H35ZM67 15H68V14H67ZM76 15H77V14H76ZM78 15H79V14H78ZM85 15H87V12H86ZM96 15H98V14H96ZM133 15H135V13H134ZM151 15H152V14H151ZM211 15H212V13H211ZM215 15H216V14H215ZM219 15H221V14H219ZM219 15H218V16H219ZM225 15H226V14H225ZM250 15H251V14H250ZM255 15H256V14H255ZM263 15H264V13L261 14V16H263ZM0 16H1V15H0ZM24 16H25V15H24ZM42 16H43V15L40 16L39 20H38V19H37V20H38V21L42 20V19H41ZM51 16L54 17V15H52V14H51ZM69 16H70V15H69ZM79 16H80V15H79ZM94 16H95V15H94ZM99 16L101 17V15H99ZM107 16H108V15H107ZM125 16H126V15H125ZM129 16H131V15H129ZM142 16H143V15H142ZM177 16L182 17L183 15H181V16H180V15H177ZM203 16L205 17L206 15H203ZM227 16H228V15H227ZM247 16H248V15H247ZM1 17H2V16H1ZM15 17H16V16H15ZM19 17H20V15H19ZM28 17H29V15H28ZM33 17H34V16H33ZM36 17H37V16H36ZM48 17H49V16H48ZM52 17H51V18H52ZM63 17L66 18L65 15H64ZM89 17H90V16H88V17H86V18L91 19V18H89ZM113 17H114V16H113ZM113 17H112V18H113ZM121 17H122V16H121ZM138 17H139V16H137V18H138ZM151 17H152V16H150V18H151ZM153 17H154V16H153ZM160 17H162V16H160ZM174 17H175V16H174ZM196 17L199 18L198 15H197ZM208 17H209V16H208ZM219 17H220V16H219ZM259 17H260V16H259ZM259 17H258V19H257V18H255V16H254V19L256 20V22H258V20L260 19ZM34 18H35V17H34ZM37 18H38V17H37ZM44 18H45V16H44ZM51 18H50V19H51ZM73 18H74V17H73ZM73 18H71V19H73ZM95 18H97V16H95ZM98 18H99V17H98ZM98 18H97V19H98ZM126 18H127V17H126ZM126 18H124V20H125ZM147 18H148V17H147ZM182 18H184V16H183ZM201 18H202V15H201ZM222 18H224V17H222ZM244 18H245V17H244ZM4 19H12V17H11V18H6V17H5ZM28 19H29V18H28ZM32 19H33V18H32ZM32 19L29 20V21H32ZM54 19H55V18H54ZM62 19H63V18H62ZM82 19H83V18H82ZM184 19H187V20H188L189 17H188V18H184ZM204 19H205V18H204ZM233 19H235V18H233ZM233 19H232V20H233ZM14 20H15V19H14ZM63 20H64V19H63ZM66 20H67V18H66ZM66 20H64V23H65ZM91 20H92V19H91ZM94 20H96V19H94ZM94 20H93V21H94ZM187 20H185V21H187ZM205 20H206V19H205ZM205 20H204V21H205ZM235 20H236V19H235ZM237 20H239V19H237ZM241 20H242V19H241ZM22 21H24V20L22 19ZM34 21H35V20H34ZM50 21H51V20H50ZM54 21H56V20H53V19H52V22H54ZM119 21H120V20H119ZM185 21H184V22H185ZM192 21H193V20L191 19L190 22H192ZM219 21H220V20H218L217 23H219ZM243 21H245V20H243ZM17 22H18V21H17ZM48 22H49V21H48ZM48 22H47V23H48ZM66 22H67V21H66ZM108 22H109V21H108ZM110 22H111V21H110ZM110 22H109V24H110ZM112 22H114V21H112ZM112 22H111V23H112ZM187 22H188L187 25H191V24L189 23V21H187ZM196 22H197V21H196ZM220 22H221V21H220ZM227 22H228V20H227ZM254 22H255V21H254ZM256 22H255V25L257 24ZM260 22H262V20H261ZM0 23H1V21H0ZM29 23H30V22H29ZM35 23H36V22H35ZM42 23H43V21H42ZM64 23H63V24H64ZM115 23H116V22H115ZM123 23H124V22H123ZM134 23H135V22H134ZM136 23H141V22H136ZM149 23H150V22H149ZM155 23H156V22H155ZM164 23L167 24V22H166L165 20H164ZM185 23H186V22H185ZM197 23H198V22H197ZM199 23H200V22H199ZM199 23H198V24H199ZM1 24L3 25V23H1ZM27 24H28V23H27ZM39 24H40V23H39ZM39 24H36V25H39ZM45 24H46V23H45ZM48 24H49V23H48ZM51 24H52V23H51ZM53 24H54V23H53ZM100 24H102V23H100ZM151 24L153 25V23H151ZM160 24H161V23H160ZM162 24H163V22H162ZM259 24H260V23H259ZM43 25H44V24H42V27H43ZM73 25H74V24H73ZM73 25H72V26H73ZM77 25H82V24H77V23H75V26H76V27H79V26H77ZM91 25H92V24H91ZM102 25H103V24H102ZM123 25H124V24H123ZM123 25L121 24V26H123ZM127 25H128V23H127ZM129 25H130V23H129ZM129 25H128V26H129ZM131 25H132V23H131ZM143 25H144V27H145L147 24H143ZM148 25H149V24H148ZM152 25H150V26H152ZM157 25H159V23H158ZM185 25H186V24H185ZM192 25H195V26H196L195 23L192 24ZM257 25H258V24H257ZM12 26H13V24L11 25V27H12ZM14 26H15V25H14ZM24 26H25V24H24ZM26 26H27V25H26ZM63 26H64V25H63ZM85 26H86V23H85L84 27L81 28V29L86 28ZM109 26H110V25H109ZM114 26H115L114 28H119V27H116V25H114ZM118 26H120V24H119ZM128 26H127V27H128ZM133 26H135V29H138V28H136L138 25H137V26H136V25H133ZM261 26H262V24H261ZM7 27H8V26H7ZM40 27H41V26H40ZM42 27H41V28H42ZM51 27H52V26H51ZM57 27H58V25L56 26V28H57ZM80 27H82V26H80ZM123 27H124V26H123ZM131 27H132V26H131ZM152 27H155V28H156V27H158V26L153 25ZM159 27H160V25H159ZM13 28L15 29V27H13ZM16 28H17V27H16ZM67 28H68V26H67ZM94 28H97V27H94ZM94 28H93V29H94ZM98 28H99V25H98ZM100 28H102V27H100ZM100 28H99V29H100ZM149 28H150V27H149ZM175 28H176V27H175ZM1 29H2V28H1ZM4 29H6V28H4ZM30 29H32V28H30ZM35 29H36V27H35ZM42 29H43V28H42ZM58 29H59V28H58ZM71 29H72V28H71ZM77 29H79V28H77ZM81 29H79V30H81ZM120 29H121V28H120ZM132 29H133V27H132ZM6 30H7V29H6ZM17 30H18V29H17ZM23 30H24V29H22V31H23ZM46 30H47V29H46ZM59 30H60V29H59ZM110 30H111V28H110ZM112 30H113V26H112ZM122 30H123V29H122ZM124 30H125V29H124ZM138 30H139V29H138ZM30 31H31V30H30ZM63 31H64V30H63ZM63 31H60V32L63 33ZM73 31H74V30H73ZM76 31H78V30H76ZM76 31H74V32L76 33ZM82 31L85 32V30H82ZM82 31H81V32H82ZM88 31H89V30H88ZM115 31H118V29L115 30ZM119 31H121V30H119ZM125 31H126V30H125ZM251 31L253 32L254 30H251ZM16 32H17V31H16ZM24 32H26V31H24ZM32 32H34V31H32ZM43 32H45V31H43ZM66 32H67V31H66ZM69 32H70V31H69ZM81 32L78 31V33H81ZM84 32H82V33H84ZM100 32H101V31H100ZM105 32H106V31H105ZM121 32L123 33V31H121ZM121 32H119V33H121ZM254 32H255V31H254ZM27 33H28V32H27ZM34 33H35V32H34ZM67 33H68V32H67ZM108 33H110V32H108ZM108 33H107V34H108ZM114 33H118V32H114V31H113V34H114ZM122 33H121V34H122ZM131 33H132V32H131ZM131 33L129 32V33H127V34L130 35ZM177 33H178V32H177ZM179 33H180V31H179ZM15 34H16V33H15ZM18 34H19V36L16 34L17 37H19L20 39L23 38L24 35H23L22 37H20L21 34H20V33H18ZM22 34H23V33H22ZM69 34H70V33H69ZM87 34H88V33H87ZM107 34H106V35H107ZM121 34H120V35H121ZM134 34H136V33H134ZM258 34H260V33H257V35H258ZM262 34H264V33H262ZM9 35H10V37H11L12 35L14 36V34H9ZM25 35L27 36V34H25ZM37 35H38V34H37ZM40 35H42V33H41ZM49 35H50V34H49ZM73 35H74L75 37H78L79 39L81 38L80 36H82V35L78 36L77 34H73ZM83 35H84V34H83ZM89 35H91V34H89ZM124 35H125V34H124ZM136 35H138V34H136ZM139 35H141V34H139ZM0 36H1V35H0ZM31 36H33V35H31ZM31 36H30V37H31ZM43 36H45V35H43ZM74 36L71 35L70 37L73 38ZM94 36H95V35H94ZM94 36H93V37H94ZM118 36H119V35H118ZM145 36H146V35H145ZM52 37H53V36H52ZM75 37H74V40H75ZM82 37H84V36H82ZM86 37H87V36H86ZM93 37H92V38H93ZM106 37H107V36H106ZM143 37H144V36H143ZM147 37H148V35L146 36V38H147ZM149 37H150V36H149ZM184 37H185V36H184ZM32 38H33V37H32ZM47 38H49V37H47ZM47 38H46V39H47ZM78 38H77V39H78ZM84 38H85V37H84ZM113 38H114V37H113ZM128 38H129V37H128ZM180 38H182V37H180ZM7 39H9V38H7ZM20 39H19V40H20ZM24 39H25V38H24ZM30 39H31V38H30ZM43 39H44V38H43ZM43 39H42V41H43ZM90 39H91V38H90ZM100 39L102 40V36H101ZM108 39H109V38H108ZM108 39H107V40H108ZM114 39H117V37L114 38ZM150 39H151V38H150ZM9 40H10V39H9ZM16 40H17V39H15V41H16ZM25 40H26V39H25ZM74 40H72V41H74ZM103 40H104V38H103ZM105 40H106V39H105ZM140 40H141V39H140ZM143 40H144V39H143ZM153 40H155V39H153ZM175 40H176V39H175ZM178 40H179V39H178ZM67 41L71 42L70 40H67ZM75 41H76V40H75ZM112 41H113V40H112ZM136 41H137V40H136ZM141 41H142V40H141ZM145 41H146V40H145ZM172 41H173V40H172ZM179 41H180V40H179ZM9 42H10V41H9ZM11 42H13V40H12ZM27 42H28V41H27ZM29 42H30V41H29ZM37 42H38V41H37ZM44 42H45V41H43L42 46H44ZM55 42H56V41H55ZM69 42H68V43H69ZM91 42H93V41H91ZM98 42H99V41H98ZM105 42H106V41H105ZM105 42H102V43H105ZM107 42H110V41H107ZM129 42H130V41H129ZM156 42H157V41H156ZM156 42H155V43H156ZM158 42H159V41H158ZM163 42H164V41H163ZM167 42H169V41H167ZM5 43H6V42H5ZM18 43H21V42L19 41ZM30 43H31V42H30ZM32 43H36V42H32ZM38 43H39V42H38ZM49 43H50V42H49ZM51 43H52V42H51ZM65 43H67V42H65ZM68 43H67V44H68ZM74 43H75V42H74ZM74 43H73V44H74ZM78 43H79V42H78ZM94 43H95V42H94ZM99 43H100V42H99ZM113 43H115V42H113ZM116 43H117V42H116ZM120 43H121V42H120ZM131 43H132V42H131ZM138 43H139V42H135V43H133V44H135V45H137V46H133V44H132V45H128V47H126V45L128 44V43H127V44H125V48H126V49H128V48L130 49L132 46H133V48H135V49H136V47L139 48L140 45H138ZM141 43H142V42H141ZM173 43H176V42H173ZM3 44H4V43H3ZM36 44H37V43H36ZM62 44H64V43L62 42ZM110 44H111V43H110ZM157 44H158V43H157ZM167 44H168V43H167ZM9 45H10V44H9ZM9 45L6 44V46H9ZM11 45H12V43H11ZM18 45H20V44H18ZM37 45H38V44H37ZM40 45H41V44H40ZM52 45H53V44H52ZM114 45L116 46V44H114ZM158 45H159V44H158ZM162 45H163V44H162ZM174 45H175V44H174ZM176 45H177V44H176ZM1 46H2V45H1ZM13 46H14V43H13ZM22 46H23V45H22ZM22 46H21V47H22ZM32 46H33V44H32ZM118 46H119V44L117 45V47H118ZM150 46H151V45H150ZM150 46H148V47H150ZM3 47H4V46H3ZM3 47H2V48H3ZM23 47H24V46H23ZM26 47H27V46H26ZM65 47H66V46H64L63 49H65ZM161 47H162V46H161ZM10 48H11V47H10ZM13 48H14V47H13ZM91 48H92V47H91ZM93 48H95V46H93ZM96 48H97V47H96ZM179 48H180V47H179ZM42 49H44V48H41V50H42ZM77 49H78V48H77ZM88 49H89V48H88ZM88 49H86V50H88ZM118 49H119V48H118ZM126 49H125V50H126ZM129 49H128V50H129ZM144 49H145V48H144ZM162 49H163V48H162ZM45 50H46V49H45ZM74 50H76V49H74ZM114 50H115V49H114ZM142 50H143V49H142ZM142 50H139V51H142ZM43 51H44V50H43ZM67 51H68V50H67ZM91 51L93 52L92 49H91ZM95 51H96V50H95ZM112 51H113V49H112ZM115 51H116V50H115ZM119 51H121V50H119ZM139 51H137V52H139ZM6 52H9V51L7 50ZM70 52H71V51H70ZM74 52H75V51H72V53H74ZM78 52H79V51H77V53H78ZM81 52H82V51H81ZM81 52H80V53H81ZM83 52H85V50H84ZM89 52H90V51H89ZM116 52H117V51H116ZM116 52L113 53V54L115 55V57L117 56V55H116V54H117ZM9 53H10V52H9ZM65 53H66V51H65ZM90 53H91V52H90ZM102 53H103V52H102ZM130 53H131V52H130ZM14 54H15V53H14ZM18 54H19V53H18ZM44 54H45L44 56H47V55H48L47 53H44ZM46 54H47V55H46ZM49 55H50V54H49ZM67 55H68V54H67ZM67 55H64V56H67ZM70 55H71V54H70ZM70 55H69V56H70ZM75 55H76V52H75ZM75 55H74V56H71V57H75ZM87 55H89V54H86V57H87ZM6 56H8V55H6ZM11 56H12V55H11ZM69 56H67V57H69ZM92 56H93V55H91V57H92ZM4 57H5V56H4ZM12 57H13V59H14V56H12ZM71 57H70V59H71ZM84 57H85V55H84ZM84 57H83V58H84ZM88 57H89V56H88ZM91 57H90V58H91ZM97 57H98V56H97ZM113 57H114V56H113ZM113 57H112V59L114 60ZM117 57H118V56H117ZM64 58H65V57H64ZM94 58H95V57H94ZM94 58L91 59L92 62H94V61H93V60H95ZM100 58H101V57L99 56L98 59L101 60V62H102V59H100ZM5 59H6V57H5ZM7 59H8V58H7ZM9 59H11V58H9ZM44 59H46V57H45ZM66 59H67V58H66ZM84 59H85V58H84ZM105 59H109V58H105ZM105 59H103V60H105ZM110 59H111V58H110ZM110 59H109V60H110ZM177 59H178V58H177ZM177 59H176V61H177ZM11 60H12V59H11ZM19 60H21V59H19ZM47 60H50V58L47 59ZM72 60H73V59H72ZM15 61H16V63H17L16 66H18V65L20 64V61H18V62H17V60H15ZM15 61H14V63H15ZM25 61H26V60H25ZM25 61H24V63H25ZM50 61H51V60H50ZM73 61H74V60H73ZM77 61H78V60L74 61L73 63H75V62H77ZM86 61H88V60L86 59ZM86 61H85V62H86ZM21 62H22V61H21ZM40 62H41V61H40ZM55 62L57 63L56 59H55ZM62 62H63V61H62ZM65 62H66V61H65ZM65 62H64L63 64H65ZM106 62L108 63L107 60H106ZM18 63H19V64H18ZM24 63H23V64H24ZM56 63H55V64H56ZM66 63H67V62H66ZM81 63H82V61H81ZM96 63H98V62H96ZM99 63H100V62H99ZM99 63H98V64H99ZM181 63H182V62H181ZM25 64H26V63H25ZM43 64H46V62L44 61L40 66H42ZM50 64H51V67H54V65H55V64H53V63H51V62H50ZM79 64H80V63H78V64H76V65H78V66L80 67L81 64H80V65H79ZM82 64H83V63H82ZM85 64H87V63H85ZM100 64H101V63H100ZM182 64H184V62H183ZM21 65H22V63H21ZM27 65H28V64H27ZM46 65H47V64H46ZM46 65H45V66H46ZM58 65H59V64H58ZM58 65L55 66V68H54L55 70H56V67H58ZM65 65H66V64H65ZM101 65H104V64H101ZM19 66H20V65H19ZM19 66H18V67H19ZM43 66H44V65H43ZM48 66H50V65H48ZM68 66H69V65H68ZM68 66H67V67H68ZM71 66H72V64H71ZM25 67H26V66H25ZM59 67H60V66H59ZM64 67H65V66H62V67L59 68V69H62V68H64ZM67 67H66V68H67ZM84 67H85V66H84ZM86 67H87V66H86ZM13 68H14V67H13ZM71 68H73V67H71ZM99 68L102 69L101 66H100ZM104 68H105V66L103 67V69H104ZM54 69H53V70H54ZM57 69H58V68H57ZM0 70H2V69H0ZM47 70H48V69H47ZM49 70H51V69H49ZM53 70H52V71H53ZM55 70H54V72H55ZM12 71H13V69H12ZM20 71H21V70H20V68H19V71H15V73H18V72H19V74H20ZM59 71H61V70H59ZM59 71H58V72H59ZM66 71H67V69H66ZM66 71H65V72H66ZM1 72H2V71H1ZM13 72H14V71H13ZM49 72L51 73V71H49ZM49 72L47 71V73H49ZM63 72H64V71H63V69H62V73H63ZM70 72H73V71L70 70ZM70 72H69V73H70ZM56 73H57V72H56ZM66 73H67V72H66ZM1 74H3V72H2ZM9 74H10V73H9ZM51 74H53V72H52ZM67 74H68V73H67ZM72 74H73V73H72ZM45 75H46V74H45ZM55 75H57V74H55ZM70 75H71V73H70ZM60 76H61V75H60ZM48 77H49V76H48ZM55 77L58 78V75L55 76ZM61 77H65V78H66V75H62ZM71 77H72V76H71ZM12 78H15V77L12 76ZM18 78H20V77H18ZM52 78H53V77H52ZM67 78H69V75H68ZM75 78H76V77H75ZM24 79H25V78H24ZM58 79H63V78H60V77H59ZM58 79H56V80L58 81ZM13 80H16V79H13ZM13 80H12V81H13ZM47 80H48V79H47ZM47 80H46V83H47ZM54 80H55V79H54ZM54 80H50V81L52 82V81H54ZM56 80H55V81H56ZM17 81L20 82L19 80H17ZM26 81H28V80H26ZM55 81H54V82H55ZM71 81H72V80L67 81V82H71ZM75 81H76V80H75ZM75 81H73V83H74ZM48 82H49V81H48ZM67 82H66V83H67ZM20 83H21V82H20ZM58 83H59V82H58ZM58 83H56V84H58ZM73 83H71V85H72ZM68 84H69V83H68ZM68 84H67V85H68ZM74 84H75V83H74ZM74 84H73V85H74ZM14 85H15V84H14ZM59 85H60V83H59ZM67 85H66V86H67ZM61 86L63 87L62 83H61ZM69 86H70V84H69ZM15 87H17V86H15ZM45 87H47V88H45V89H49V88H48V87H50V86H49V83H48ZM67 87H68V86H67ZM17 88H18V87H17ZM17 88H14V89H15V92H16V89H17ZM20 88H21V85H20ZM20 88H19V89H20ZM40 88H41V87H40ZM55 88H56V87H55ZM58 88H59V87H58ZM19 89H18L17 91H19ZM23 89H24V88H23ZM42 89H44V88H42ZM64 89H65V88H64ZM49 90L51 91V90H53V89H51V87H50ZM11 91H12V90H11ZM58 91L60 92V89H59ZM24 92H25V91H24ZM42 92H43V91H42ZM42 92H41V93H42ZM47 92H48V91H47ZM18 93H19V92H18ZM22 95H23V94H22ZM42 95H44V94L42 93ZM18 96H21V94H18ZM23 96H25V95H23ZM49 96H50V94H49ZM53 96H54V95H52V97H53ZM58 96H59V95H58ZM58 96H57V98H58ZM12 97H13V94H12ZM25 97H27V96H25ZM28 97H30V96H28ZM28 97H27V98H28ZM43 97H46V96H43ZM23 98H24V97H23ZM23 98H22V99H23ZM30 98H31V97H30ZM32 98H33V97H32ZM32 98H31V99H32ZM57 98H56V96H55V100H56ZM15 99H16V97H15ZM35 99H36V98H35ZM32 100H34V98H33ZM36 100H37V99H36ZM47 100H48V101H46V102H49V101H50L49 99H47ZM13 101H14V100H13ZM30 101H31V100H30ZM39 101H40V100H39ZM39 101H38V102H39ZM52 101H53V98H52ZM52 101H51V103H50L51 105H53V104H52ZM19 102H20V101H19ZM33 102H35V100H34ZM41 102H43V101H41ZM46 102H45V103H46ZM27 103H28V102H27ZM27 103H25L24 105H27ZM29 103H30V102H29ZM43 103H44V102H43ZM54 103H55V101H54ZM15 104H16V103H15ZM15 104H14V105H15ZM19 104H21V103H19ZM22 104H23V103H22ZM31 104H32V102L30 103V105H31ZM48 104H49V103H48ZM17 105H18V102H17ZM51 105H50V106H51ZM20 106H21V105H19V108L22 109V107H20ZM31 106H33V105H31ZM34 106H37V107H38V105H35V103H34ZM39 106H40V105H39ZM37 107H36V108H37ZM40 107H41V106H40ZM40 107H39V108H40ZM44 107H45V106H44ZM29 108H30V107H29ZM29 108H26V109L28 110ZM41 108H42V107H41ZM47 108H48V107H47ZM21 109H20V112H21ZM26 109H25V110H26ZM29 110H30V109H29ZM23 111H24V110H22V112H23ZM34 111H35V110H34ZM28 112H29V111H28ZM29 113H30V112H29ZM43 114H44V113H43ZM40 116H41V115H40ZM20 117H21V116H20ZM17 118H18V116H17ZM17 118H16V120H17ZM22 118H23V117H22ZM24 118H25V117H24ZM37 118H38V117H37ZM21 120H22V119H21ZM40 120H41V119H40ZM24 121H25V120H24ZM20 122H21V121H20ZM20 122H19V123H20ZM22 122H23V120H22ZM20 125H21V124H20ZM16 127H19V125L16 126ZM16 127H15V128H16ZM22 127L25 128V126H22ZM22 127H20V128H22ZM24 128H22V129H24ZM25 130H26V129H25ZM18 131H19V130H18ZM18 131H16V133H17ZM21 131H22V130H21ZM19 133H20V132H19ZM24 133H26V131H25ZM24 133H21V134H24ZM18 135H20V134H18ZM18 135H17V136H18ZM14 136H16V135H14ZM17 136H16V137H17ZM217 137H218V136H217ZM11 141H12V140H11ZM9 143H10V142H9ZM12 146H13V145H12ZM27 146H29V145H27ZM27 146H26V147H27ZM10 149H11V148H10ZM12 149H13V148H12ZM20 172H21V171H20ZM15 173H17V172H15ZM15 173H14V174H15ZM18 173H19V172H18ZM14 174H13V175H14ZM21 174H22V173H21ZM15 175H16V174H15ZM15 175H14V176H15ZM22 176H23V175H22ZM23 178H24V177H23ZM23 195H24L23 200H22V201L20 200L19 205H18V207H17V211H16V213H15L14 215H12V216L7 215V213H6V208H7L8 206H7L5 203H3L2 201H0V209L4 208V209L2 210V212H0V214L2 213V214H5L4 216H6V222H5V225L0 224V249L3 250L4 247H5V245H6V246H7V245H8V246H10V245L13 246V251H12V252H13V257H12V258H13V259H12L11 262L8 261L9 264H24V263H25L24 261H26V260L29 261V254H28L27 256H25L22 252H17L18 249H21V250H23V251H25V252H28V251H27V248H28V247H31V246H34V247L39 246L40 248H41V246H47V247H48V244H47V240H46V239H45V240H41V241H35V240L33 239V233H32V231H31V224H32V221H33V220H30L32 217L28 214V205H29L30 201L28 200V196H27V194H22V196H23ZM217 211H219V210H217ZM226 215H228V214H224V216H226ZM232 215H233V214H232ZM232 215H231V216H232ZM234 215H236V214H234ZM2 216H3V215H2ZM228 216H229V215H228ZM228 216H227V217H228ZM236 216H237V215H236ZM217 217H219V216H217ZM227 217H225V218H227ZM232 217H233V216H232ZM234 217H235V216H234ZM4 218H5V217H4ZM219 218H220V217H219ZM230 218H231V217H230ZM237 218H238V217H237ZM231 219H232V218H231ZM235 219H236V217L234 218V220H235ZM232 221H233V220H232ZM234 222H235V221H234ZM241 222H242V221H241ZM243 222H244V221H243ZM2 223H3V222H2ZM245 223H246V222H245ZM231 225H232V224H231ZM240 225H241V224H240ZM243 225H245V224L243 223ZM243 225H241V226L238 225V226H239V227H242ZM217 226H218V225H217ZM219 226H220V225H219ZM236 226H237V225H236ZM238 226H237V227L234 226V227H235V228H239ZM91 227H92V226H91ZM91 227H90V228H91ZM243 227L245 228V226H243ZM248 228H249V227H248ZM81 230H83V229H81ZM86 230H87V229H86ZM88 230H89V228H88ZM92 230H93V229H92ZM79 231H80V230H79ZM89 231H90V230H89ZM238 231L240 232V230H238ZM93 232H94V231H93ZM247 232H248V231H247ZM86 233H88V232H86ZM94 233H95V232H94ZM243 233H245V232H243ZM77 234H78V232H77ZM83 235H84V234H83ZM93 235H94V234H93ZM98 235H100V234H98ZM98 235H97V236H98ZM102 235H103V234H102ZM235 235H239V234H236V233H235ZM235 235H233V236H235ZM245 235H246V234H245ZM245 235H244V236H245ZM22 236H26V237H28L29 240L31 241V243H32L33 245L28 246V245H26V244H21V245L16 244V243H15L16 240H17V239H20L19 237H22ZM240 236H242V235H240ZM240 236H239V237H240ZM92 237H93V236H92ZM95 237H96V236H95ZM196 238H197V237H196ZM219 238H220V237H219ZM219 238H216V239H219ZM223 238H224V237H223ZM234 238H236V237H234ZM237 238H238V237H237ZM243 238H244V237H243ZM247 238H248V236H247ZM247 238H246V239H247ZM85 239L87 240V236L85 237ZM98 239H100V238H97V237H96L94 241H96V240L98 241ZM86 240H85V241H86ZM91 240H93V239H91ZM231 240H232V239H231ZM77 241H80V237H79V240H77ZM82 241H84V240L82 239ZM94 241H93V242H94ZM100 241H101V239H100ZM214 241H215V240H214ZM214 241H213V242H214ZM236 241H237V240H236ZM183 242H184V241H183ZM221 242H222V241H221ZM252 242H256V241H255V240H252ZM51 243H52V242H51ZM88 243H89V242H88ZM97 243H98V242H97ZM97 243L94 242V244H97ZM219 243H220V242H219ZM81 244H82V243H81ZM81 244H80L79 246H81ZM85 244H86V243H85ZM99 244H100V243H99ZM195 244H196V242H195ZM202 244H203V243H202ZM202 244H201V245H202ZM220 244H221V243H220ZM220 244H219L218 246H220ZM51 245H52V244H51ZM192 245H194V244H192ZM223 245H224V244H223ZM223 245H222V246H223ZM240 245H241V244H240ZM89 246H90V245H89ZM186 246H187V245H186ZM188 246H189V245H188ZM202 246H203V245H202ZM208 246H210V245H208ZM211 246H212V244H211ZM216 246H217V244H216ZM47 247H46V248H47ZM53 247H56V246L53 245L52 248H53ZM75 247H76V246H75ZM75 247H74V248H75ZM189 247H190V246H189ZM205 247H206V245H205ZM44 248H45V247H44ZM49 248H50V249H49ZM49 248H48L47 250H45V253L42 252V254H44V255H43V256H40V257H42L43 260H40V261H38V260H34V261H33V260H32V261H33L34 263H36V264H40V263H41L42 261H44V260H50V258H51V256H50V250H51L50 245H49ZM79 248H80V247H78V249H79ZM89 248H90V247H89ZM208 248H209V247H208ZM211 248H212V247H210V249H211ZM82 249H83L82 251H84V252L86 251V249H84V246L82 247ZM182 249H183V248H182ZM214 249H216V248H214ZM222 249H223V248H222ZM29 250H30V249H29ZM57 250H59V249H57ZM89 250H90V249H89ZM184 250H185V249H184ZM184 250H183V252H184ZM186 250H187V249H186ZM79 251L81 252V250H79ZM90 251H91V250H90ZM181 251H182V250H181ZM188 251H189V250H188ZM188 251H187V252H188ZM32 252H33V251H32ZM35 252H37V251L35 250ZM38 252H40V251H38ZM53 252H54V251H53ZM53 252H52V253H53ZM192 252H193V251H192ZM197 252H198V250H197ZM29 253H30V252H29ZM61 253H62V252H61ZM75 253H76V252H75ZM77 253H78V250H77ZM91 253H92V252H91ZM179 253H180V252H179ZM194 253H195V251H194ZM253 253H254V252H253ZM42 254H40V255H42ZM62 254H63V253H62ZM92 254H93V253H92ZM92 254H91V255H92ZM181 254H182V253H181ZM181 254H178V257H180ZM222 254H224V253H222ZM53 255H54V254H53ZM59 255H60V254H59ZM59 255H58V256H59ZM194 255H195V254H194ZM194 255H193L192 257H191V254L188 255V256L191 257V258H193ZM1 256H2V255H1ZM30 256H32V255H30ZM45 256H46V257H45ZM60 256H61V255H60ZM60 256H59V257H60ZM195 256H196V255H195ZM238 256H239V255H238ZM34 257H35V256H34ZM62 257H63V256H62ZM64 257H65V256H64ZM159 257H160V256H159ZM178 257H177V258H178ZM184 257H186L185 254H184ZM243 257H245V256H243ZM6 258H8V257H6ZM9 258H10V257H9ZM52 258H53V257H52ZM69 258H70V257H69ZM84 258H85V257H84ZM162 258H163V256H162ZM181 258H183V255H182ZM186 258H187V257H186ZM186 258H185V259H186ZM241 258H242V257H241ZM30 259H32V257H30ZM55 259H56V258H55ZM167 259H168V258H167ZM179 259H180V258H179ZM183 259H184V258H183ZM197 259H198V258H197ZM228 259H229V258H228ZM230 259H231V258H230ZM238 259L240 260V258H238ZM1 260H2V259H1ZM1 260H0V262H1ZM3 260H4V259H3ZM168 260H169V259H168ZM168 260H167V262H168ZM177 260H178V259H177ZM218 260H220V259H218ZM239 260H238V261H239ZM59 261H60V260H59ZM66 261H67V260H66ZM159 261H160V259H159ZM187 261H189V258H188ZM187 261H186V262H187ZM222 261H223V260H222ZM231 261H232V260H230L229 262H231ZM233 261L235 262L234 259H233ZM2 262H3V261H2ZM2 262H1V263H2ZM57 262H58V260H57ZM64 262H65V261H64ZM64 262H63V263H64ZM152 262H153V261H152ZM183 262H184V260H183ZM223 262H224V261H223ZM226 262H227V261H226ZM226 262H225V263H226ZM229 262H228V263H229ZM4 263H6V262H4ZM30 263H31V262H28V264H30ZM34 263H31V264H34ZM141 263H142V262H141ZM168 263H169V262H168ZM215 263H217V262H215ZM219 263H222V262H219ZM2 264H3V263H2ZM49 264H50V262H49ZM59 264H61V263H59ZM107 264H108V263H107ZM115 264H118V263H115ZM173 264H174V263H173ZM184 264H185V263H184ZM186 264H187V263H186ZM196 264H197V263H196ZM206 264H207V263H206ZM211 264H212V263H211ZM213 264H214V263H213ZM222 264H223V263H222ZM230 264H231V263H230ZM250 264H251V263H250Z\"/></svg>","mask_w":264,"mask_h":264}]
</instances>
